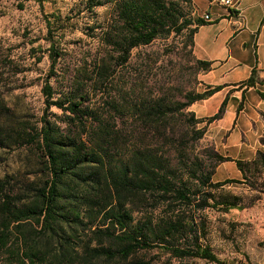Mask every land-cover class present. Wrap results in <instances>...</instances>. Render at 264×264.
Listing matches in <instances>:
<instances>
[{
  "label": "trees",
  "instance_id": "trees-1",
  "mask_svg": "<svg viewBox=\"0 0 264 264\" xmlns=\"http://www.w3.org/2000/svg\"><path fill=\"white\" fill-rule=\"evenodd\" d=\"M191 1L84 0L89 11L105 5L114 9L103 33L109 50L95 60L90 80L107 92L105 100L93 104L90 94L82 92L54 100L46 80L41 90L46 109L60 110L61 124L43 117L39 127L28 126L0 97V148L27 149L37 170L0 178V257L6 255L9 264H146L128 260L154 249L178 260L219 262L200 244L195 215L217 207L212 190L239 182L212 183L216 167L230 160L213 149L199 157L194 146L221 119L229 93L211 117L198 118L187 109L226 86L201 83L202 92L179 99L141 85L112 94L116 70L131 51L172 34L187 33L200 74L213 69L212 61L193 54L196 33L209 23L185 13ZM48 18L53 19L46 20L53 73L62 52L52 31L61 18ZM255 74L253 69L233 86L255 87ZM257 155L264 165V154ZM236 164L242 171L241 162ZM235 206L224 204L226 211Z\"/></svg>",
  "mask_w": 264,
  "mask_h": 264
},
{
  "label": "rangeland",
  "instance_id": "rangeland-1",
  "mask_svg": "<svg viewBox=\"0 0 264 264\" xmlns=\"http://www.w3.org/2000/svg\"><path fill=\"white\" fill-rule=\"evenodd\" d=\"M206 7L205 0H192L191 5L185 6V13L190 18H202ZM216 8L211 9L212 13ZM52 14L61 18L54 24L52 32L55 47L62 52L52 69L53 73L46 29V20L53 21L48 18ZM113 15L112 6L105 5L89 11L84 0H41V4L34 0H0V97L3 105L16 114L19 121L39 127L43 117L57 124L64 120L60 110L55 107L46 109L41 93L46 80L55 91L54 100L64 101L81 92L90 94L91 104L105 100L106 87L96 89L93 68L95 60L109 50L103 42V33ZM215 37L216 30L209 26L197 36V42L209 55L216 54L212 48ZM240 61V66L236 68L231 61L214 63L216 68L225 70L223 73L216 71L217 85H223L224 79L232 81L227 83L244 81L253 69L256 70L255 79L264 72L257 66L256 57L250 49L243 52ZM248 66L252 68L247 74ZM139 85L154 94L177 99L181 94L205 89L187 45L186 32L172 34L167 39H158L131 51L128 62L116 70L112 94ZM226 95L215 94L187 110L207 113L211 117L218 112ZM241 111L244 114L240 117ZM203 126L198 125L197 128ZM207 149H213L230 160L216 167L211 182H239L212 190L217 207L207 208L195 215L201 235L200 244L208 247L219 262L192 258L178 260L156 249L139 251L128 262L264 264V165L257 155V152L264 154V83L258 82L251 92H248V87L233 86L221 119L207 127L204 137L195 144L194 153L204 157ZM237 161L241 162L242 171L237 167ZM33 163V157L25 148H0V178L6 174L37 172ZM225 202L236 206L226 211ZM0 264H9V258L2 255Z\"/></svg>",
  "mask_w": 264,
  "mask_h": 264
},
{
  "label": "crops",
  "instance_id": "crops-1",
  "mask_svg": "<svg viewBox=\"0 0 264 264\" xmlns=\"http://www.w3.org/2000/svg\"><path fill=\"white\" fill-rule=\"evenodd\" d=\"M205 2L207 4L205 12L209 13L211 20V22H208L209 25L206 26L213 27L216 30V37L212 45L216 54L209 55L201 43L197 42L198 34L206 26L200 27L194 37L193 54L199 60L213 62V69L211 71L200 74V82L204 85L216 86V71L220 70V67L218 69L215 65L221 62L224 64L231 61L233 63L232 66L236 68L241 64L240 58H243V52H246L248 49L256 57L257 66L264 70V0H239L237 14L231 17L228 16L227 10L222 6L210 4L207 0ZM213 7H217L215 13H212L213 10L211 11ZM225 52L226 54H224ZM224 55L225 57H223ZM251 68V66L246 67L247 74ZM224 71L220 70V73ZM244 81L227 83L232 81L224 79L223 86L225 85L226 87L216 94H228L233 88V85ZM258 82L264 83V72H261L258 79H255V87H248V92L255 90ZM205 101L196 102L192 107ZM194 114L198 118L209 117L207 113H199V111H195ZM239 114L241 117L244 112L241 111Z\"/></svg>",
  "mask_w": 264,
  "mask_h": 264
},
{
  "label": "built area",
  "instance_id": "built-area-1",
  "mask_svg": "<svg viewBox=\"0 0 264 264\" xmlns=\"http://www.w3.org/2000/svg\"><path fill=\"white\" fill-rule=\"evenodd\" d=\"M210 4H217L222 6L224 9L227 10L228 12V16H235L237 14V7H238V3L239 0H207ZM202 19L205 22H211L210 17H209V13H205L202 16Z\"/></svg>",
  "mask_w": 264,
  "mask_h": 264
}]
</instances>
